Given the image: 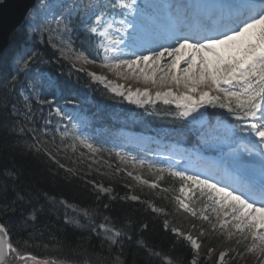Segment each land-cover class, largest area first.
I'll list each match as a JSON object with an SVG mask.
<instances>
[{"label": "snow or ice", "instance_id": "obj_1", "mask_svg": "<svg viewBox=\"0 0 264 264\" xmlns=\"http://www.w3.org/2000/svg\"><path fill=\"white\" fill-rule=\"evenodd\" d=\"M149 7L155 6L141 5L139 0H40L38 5H30L25 10L24 19L31 32L39 34L41 43L51 44L65 59L71 56L74 61L72 67L76 68L77 62L96 63L85 52L73 49L70 37L66 40L60 38L62 34L72 31L65 21L73 14L79 16L81 23L87 25L89 40H95L97 55L102 52L103 62L100 67L110 70L126 68L133 74L138 72L139 76L135 78L142 79L146 87L135 91L129 89L126 94L120 90L122 86L111 87L110 81L106 83V76L95 72H89V76L105 83L106 87H111L113 92L123 96L129 103L141 107L146 104L155 105L156 100L162 101L164 105L174 104L177 113L168 114L185 120L192 118L196 126L190 131L197 135L200 146H223L222 156L227 160L223 171L231 183H221L198 171L173 165L163 167L119 150L114 151L122 163L131 160L134 165L146 167L154 174V180L136 176L135 179L141 184L154 190L160 189L164 193L178 191L179 194L172 197L177 209L202 222L195 236L190 230L175 227L170 229L177 238L176 242L190 249L192 258L187 264H199L202 244L209 241L212 233L216 232L220 235L227 232L229 240L242 237L243 241H247L251 238L248 250H259L264 254V0H219L211 5L196 6L165 5L176 10L172 23L167 26L159 25L156 18L147 13ZM193 7L210 11L194 15L190 11ZM53 13L55 19L50 18ZM52 23L56 24L55 29L51 27ZM53 33H56L58 43L53 41ZM45 34L47 41L44 39ZM16 36L15 32L10 34L13 44H18ZM121 46L130 49L129 58L114 55L120 51ZM137 48L145 49L148 54H139ZM37 63L48 61L37 51H21L18 47L13 51H9L7 47L0 48V91L3 92L0 96V128L14 135L17 143L21 138L27 137L25 148L43 152L59 168L73 175V170L65 168L57 159L61 152L60 145L69 136L73 149L78 143L93 155L103 154L105 151L111 155L113 150L98 147L89 137L77 132V123L73 122L76 118L61 107L55 108L54 114L59 117L55 128L50 130L52 120L43 117V125H35L33 94L38 105H48L51 108L53 102L42 97L41 91L49 90L53 95L60 94L62 86L56 77L37 71L26 85L31 90L29 95L19 93L23 98V109L18 107L17 101L9 100L11 95L16 94L21 74L28 77L33 65ZM63 99L65 105L76 103L71 96H64ZM209 107L226 109L235 120L241 122V126L232 130L229 136H222L218 126L203 119L201 109ZM52 115L49 112V116ZM21 117L23 121L17 125L16 122ZM65 120L68 123H60ZM29 124L35 126L29 127ZM57 134L60 144H57ZM237 134L255 139L249 142L234 139ZM179 163L178 159L177 164ZM257 167L260 172L259 182L250 175ZM116 171H120L119 167ZM127 175L132 176L133 173L129 171ZM165 175L178 180L179 188H162L160 182L165 179ZM89 183L92 184L97 201L102 197H107L109 201L117 199L110 187L95 181ZM163 198L168 199L166 196ZM119 199L147 203L153 213L164 211L148 201H142L138 195H126ZM61 204L72 207L66 201H61ZM103 209L109 210L110 204H103ZM72 210L90 221L91 233L101 238V249L106 248V258L97 260L96 264H124L121 259L124 255L123 241L125 237L131 239L125 230L127 226L117 228L109 216H104L103 221L97 223L92 219L97 213L89 208L72 207ZM8 211H15V208L11 204L0 207V214H7ZM35 218L33 213L31 219ZM148 227L145 223L142 230H147ZM164 227L168 229L167 220L164 221ZM191 228L196 229V224L192 223ZM24 243L27 244V241ZM240 243L242 241L237 240V244ZM143 247L150 261L179 264L177 258L167 253ZM216 249L215 242H211L205 249V257L211 258ZM228 251L219 252L216 264H225ZM9 255L14 259H26L20 255L19 244L13 246L9 230L4 224H0V261Z\"/></svg>", "mask_w": 264, "mask_h": 264}, {"label": "trees", "instance_id": "obj_2", "mask_svg": "<svg viewBox=\"0 0 264 264\" xmlns=\"http://www.w3.org/2000/svg\"><path fill=\"white\" fill-rule=\"evenodd\" d=\"M21 30L15 32L18 44H13L10 39L9 51L17 47L21 51L27 50L24 46L27 33ZM37 52L48 63L36 65L46 68L55 75L62 86V92L58 96L59 101L63 102L64 96H71L76 101L75 105L87 106L95 122L102 119L103 122L110 124L112 118L116 120L123 118L125 126L132 129L158 132L175 121L173 117H169L172 116L168 114L171 111L162 107L151 106L143 110L141 115H137V111L131 105L109 93L102 86L91 82L85 72L73 70L63 59L49 57L47 47L43 46ZM32 77L33 75L25 77L21 74L15 89L16 94L9 97V100L17 101L21 109L24 102L19 96V90L26 87L27 81ZM2 95L3 92L0 91V96ZM32 106L36 113L35 125L42 126L44 121L42 117L48 118L52 120L49 129H53L54 116H49V108L35 103H32ZM22 121L23 117L16 122L17 125ZM172 127L184 129L180 138L191 143L187 133L188 126L185 125L183 128L179 123ZM26 139L28 138H21L17 143L14 135L0 128V207L11 204L15 208V211L0 214V223L9 230L13 245L19 244L20 253H30L40 258L62 260L73 264H96L97 260L106 258V248L102 250L101 238L91 233L90 221L73 212L72 207H78L79 209L89 208L97 213L92 218L97 223L102 222L104 216H109L117 228L127 226L125 230L131 239L125 237L123 241L124 255L121 259L124 264H159L158 260H149L143 246L167 253L177 258L179 264H187L191 260L190 249L177 243L176 236L170 231V227L185 229V224L175 220L173 223L168 222L170 227L167 230L164 227V221L169 219L168 216L172 211L180 212L178 209L174 210L170 201V194H174L175 191L170 190L164 193L160 189H147L133 185L131 180L122 173L125 163H122L115 154L109 155L105 151L103 154L93 155L78 143L73 149L72 140L66 139L65 143L60 145L61 152L57 159L65 165V168H70L75 173L70 174L49 160L43 152L29 151L25 148ZM92 140L98 147H102V141H97L94 137ZM28 142L31 143L30 140ZM57 144H60L58 134ZM117 167L120 171H116ZM146 172V175L150 174L155 179L152 172L147 170ZM8 173L11 175H7ZM89 181L110 187L117 199L109 201L107 197H102L100 201H97L96 193ZM160 183L162 188L177 189L179 187V181L172 180L167 175ZM129 194L140 196L142 201H148L155 207L164 209L166 213L161 212L162 215L153 213L147 203L119 199ZM165 196L169 198L164 199ZM61 201H66L72 207H65ZM103 204H110V209L104 210ZM33 213L36 217L34 220L31 219ZM180 213L186 217L185 213ZM189 220L184 219L186 223ZM145 223L149 227L147 230H142V225ZM193 223L200 227L202 222L197 220ZM24 241H27V244ZM213 241L217 248L221 246V241L216 239V235H211L210 240L206 241L208 247ZM224 246L229 249L236 247L237 244L225 242L222 248ZM199 264H210V262L200 256Z\"/></svg>", "mask_w": 264, "mask_h": 264}, {"label": "rangeland", "instance_id": "obj_3", "mask_svg": "<svg viewBox=\"0 0 264 264\" xmlns=\"http://www.w3.org/2000/svg\"><path fill=\"white\" fill-rule=\"evenodd\" d=\"M143 2H144V0H139V3H143ZM96 51H97V49H96ZM129 51H130V49H127V48H124L123 46H121L120 51H118L116 53L118 54L119 52H121V54L119 53V55L122 58H129V56H128ZM140 54H148V53L143 52V53H140ZM69 58L72 59L71 56ZM94 58L96 60L95 64H83V63L77 62V65L80 68H82V67L85 68L88 73L89 72H95V73H97V75L106 76L107 77L106 83L108 81H110L111 82V87H115L117 85L122 86L120 90L121 91H125L126 94H127V91L129 89L132 90V91H135L137 88L143 89L144 87H146V85L144 84L142 79L135 78L136 76H139L138 72L133 74L130 69H126V68L125 69H121V70H110L108 68L100 67V65L103 62L102 61V52H101L100 55H96ZM72 62H74L73 59H72ZM118 71H119L120 74H118ZM91 79H93V78L91 77ZM94 81L99 82L98 80H94ZM101 84L105 85V83H101ZM111 87H108V88L111 89ZM154 95H155V90H153V96ZM156 102H161L162 103V101H160V100H156ZM134 105L139 106L137 104H134ZM139 107H141V106H139ZM174 107H175V105H174ZM73 115L76 118L73 121L74 123H81V121L84 120V116H81V115L75 114V113ZM194 115H196V114H194ZM198 119H199V117H198ZM212 123L213 122H211V124ZM224 125L222 126L221 122H217V123L214 124V126H218L219 129H221V134L222 135L223 134L224 135H229L231 133V127L229 125H227V124H224ZM117 136L121 138V137L124 136V133H118ZM131 138H134L133 142H135L134 140H136V141H138L141 144H148L149 145V143H150V141H147L148 136L137 135L136 137H131ZM153 143H156L154 145L156 147H158L159 144L161 146L166 145V144H164V142H161V141H157V142H153ZM169 146H170V144H169ZM159 152H160L162 157H166L167 159L165 160V162H164V160H159V162L157 161V165L167 167L168 166L167 164L173 165V166H175V164H177L178 158H176V157L171 155V152L173 154L174 153H179V151L177 149L173 150V151H170L169 155H167V156L163 155L164 151H162L161 149L159 150ZM187 152L186 151L184 152V156H183L184 158H187ZM169 157H171V159H169ZM179 160L185 162L183 159H179ZM129 171L133 173L132 176H128L127 175V173ZM122 173L128 179L131 180V184L137 185V186H140V187H144V188H147V189H151L148 185L141 184L137 179H135L136 176H141L143 179H147V180H153L154 179V177L152 175H150V174L146 175L147 172L146 171L144 172L143 169L140 168L138 164L134 165L132 162H130L128 164V167L126 169H123ZM147 176H149V178H147ZM178 194L179 193L177 191L176 195H178ZM130 195L131 194H129L128 196H130ZM157 208H159V207H157ZM163 213H166V212L163 211ZM179 213L180 212H178V211H175V212L172 211L170 213V215L168 216L169 219H167V221L168 222L169 221L175 222V220H177L178 223L183 222L185 224V226H186V228L183 229V230L184 231H189L190 230V231H192L193 235L195 236L197 234L198 230H199V228H198L199 226L196 225V229H192L191 228V224L194 221L196 222L197 219L194 220L192 217H190L186 213H185L186 217H183L182 214L181 213L179 214ZM160 214L162 215V213H160ZM184 219H190L189 221H191V222L189 223V221H188L186 223V221H184ZM218 228H219V226H218ZM233 231H234V229H233ZM212 235H216V239H220L221 241H223V239L224 240L228 239L227 232H225L223 235H220L219 232L212 233ZM237 240H241L242 243L237 244ZM231 241L237 244L236 247H232L231 248V249H233L232 251H228L227 248H224V249L221 250V251H228V255L225 258V264H264V254L260 253L259 250H255V251L248 250V245L251 244V238H249V240H247V241H243L242 237H235ZM207 248H208V245L206 244V242H204L202 244L201 254L200 255H203L205 257L204 252H205V249H207ZM219 252L220 251H218V252L216 251V253L211 258H207L208 261L211 264H216V259L218 257ZM17 264H66V263L58 262V261L52 262V261H49V260L45 261V262L35 263V262L28 261V260L24 259L22 263L18 262Z\"/></svg>", "mask_w": 264, "mask_h": 264}, {"label": "water", "instance_id": "obj_4", "mask_svg": "<svg viewBox=\"0 0 264 264\" xmlns=\"http://www.w3.org/2000/svg\"><path fill=\"white\" fill-rule=\"evenodd\" d=\"M33 1L0 0V48L6 46L9 35L18 27L26 14L25 10L33 4Z\"/></svg>", "mask_w": 264, "mask_h": 264}, {"label": "bare ground", "instance_id": "obj_5", "mask_svg": "<svg viewBox=\"0 0 264 264\" xmlns=\"http://www.w3.org/2000/svg\"><path fill=\"white\" fill-rule=\"evenodd\" d=\"M195 2H196V4H199L200 0H195ZM155 3H156L157 6L163 8L164 5H165V0H155ZM194 8H195V7H193V9H194ZM119 53L121 54V52H119ZM119 53H118V54L115 53L114 55H116V56H118V57H121V56L119 55ZM122 56H123V55H122ZM251 174H252L253 178H254L256 181L259 182V180H260V172H259L258 167H257L256 169H254V170L251 172Z\"/></svg>", "mask_w": 264, "mask_h": 264}]
</instances>
